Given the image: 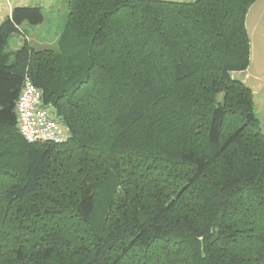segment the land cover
I'll list each match as a JSON object with an SVG mask.
<instances>
[{"label":"trees","instance_id":"obj_1","mask_svg":"<svg viewBox=\"0 0 264 264\" xmlns=\"http://www.w3.org/2000/svg\"><path fill=\"white\" fill-rule=\"evenodd\" d=\"M257 0H68L37 48L0 24V264H264V131L250 63ZM23 34L16 49L10 43ZM65 124L27 141L25 77Z\"/></svg>","mask_w":264,"mask_h":264},{"label":"rangeland","instance_id":"obj_2","mask_svg":"<svg viewBox=\"0 0 264 264\" xmlns=\"http://www.w3.org/2000/svg\"><path fill=\"white\" fill-rule=\"evenodd\" d=\"M68 0H0V24L11 14L16 6H41L46 20L43 24L32 26L23 23L22 29L31 37L29 42L37 48L54 46L56 33L63 28L68 15ZM193 2L196 0H171ZM247 14L248 33L250 38V63L242 72H235L233 76L245 82L254 92L255 113L264 131V34L253 29V8ZM49 34L51 39L42 41L41 36ZM28 38V37H27ZM21 33L11 39V49H16L24 42Z\"/></svg>","mask_w":264,"mask_h":264},{"label":"built area","instance_id":"obj_3","mask_svg":"<svg viewBox=\"0 0 264 264\" xmlns=\"http://www.w3.org/2000/svg\"><path fill=\"white\" fill-rule=\"evenodd\" d=\"M18 129L29 142L62 143L69 138L65 124L51 105L43 102V91L29 76L25 77L16 104Z\"/></svg>","mask_w":264,"mask_h":264},{"label":"crops","instance_id":"obj_4","mask_svg":"<svg viewBox=\"0 0 264 264\" xmlns=\"http://www.w3.org/2000/svg\"><path fill=\"white\" fill-rule=\"evenodd\" d=\"M253 8V29L261 31L264 34V0H257L250 8ZM251 12V11H249ZM248 17V16H247ZM247 25V18H246ZM248 27V25H247ZM248 29V28H247ZM26 31V30H25ZM27 32V31H26ZM28 39L31 37L28 35ZM57 36L54 37L56 39ZM42 41H48L51 39L50 35L47 33L45 36H41ZM239 73V72H238ZM254 93V92H253Z\"/></svg>","mask_w":264,"mask_h":264}]
</instances>
